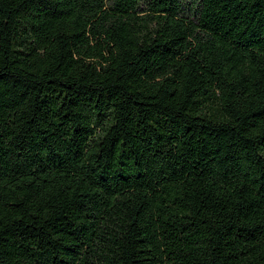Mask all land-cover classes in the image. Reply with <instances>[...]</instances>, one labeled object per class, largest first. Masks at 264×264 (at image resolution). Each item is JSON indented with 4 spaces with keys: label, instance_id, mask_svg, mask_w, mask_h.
I'll return each instance as SVG.
<instances>
[{
    "label": "trees",
    "instance_id": "1",
    "mask_svg": "<svg viewBox=\"0 0 264 264\" xmlns=\"http://www.w3.org/2000/svg\"><path fill=\"white\" fill-rule=\"evenodd\" d=\"M0 264H264V0H0Z\"/></svg>",
    "mask_w": 264,
    "mask_h": 264
}]
</instances>
